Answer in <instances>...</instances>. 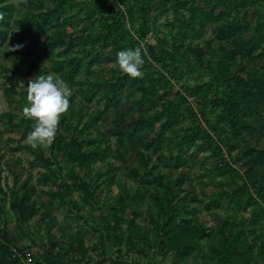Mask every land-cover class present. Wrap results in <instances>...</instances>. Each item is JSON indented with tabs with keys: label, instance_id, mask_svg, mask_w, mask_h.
<instances>
[{
	"label": "rangeland",
	"instance_id": "obj_1",
	"mask_svg": "<svg viewBox=\"0 0 264 264\" xmlns=\"http://www.w3.org/2000/svg\"><path fill=\"white\" fill-rule=\"evenodd\" d=\"M75 1L80 5L67 7L68 20L52 24L45 35L31 38L33 32L29 33L25 27L11 29L0 46V189L5 194V201H0V236L6 234L11 246L25 248L36 259H52L58 264H217V259L212 255L216 249H220L221 244L214 234L201 242L195 236L191 238L197 248L186 257L174 252L163 256L158 252L155 234L165 214L159 210L156 199L166 203V185H172L174 180L179 179L183 183L182 189L197 198L195 207L200 213L194 222L201 221L204 227L215 230L224 225L231 215L233 218L230 221L238 229L239 222L249 217V213L243 210L233 214L225 209L226 203L210 209L206 204L217 193L231 192L236 188L230 176L217 174L215 165L223 164L222 157L233 168H239L247 161L243 149L264 147V102L249 106L246 110L240 108L237 112L238 121L232 128L218 117L222 108L214 107L211 101L222 97L233 85L229 78L234 71L242 73L247 79L264 77V0H222L215 11L223 12L224 20L212 22L201 36L177 39L176 45L180 47L177 52L172 47L177 31L176 20L183 17L186 20L188 12L181 6L176 7V0H128L132 5V20L135 24L125 17L124 30L111 43L112 50L104 49L101 42L89 41L101 29L100 7L95 6V0ZM101 1L111 9L107 14L108 22L112 21V15L123 12L119 0ZM186 1L189 5L193 0ZM5 4L12 17L19 19L28 14L46 12L54 7L55 2L21 0L17 5L15 0H6ZM83 5L92 7L89 16L84 12ZM141 10L145 12L149 31L144 41L136 46L133 40H137V30L143 18ZM242 16H245L246 21L241 20ZM232 19L243 25L240 33L231 39L219 37L216 28L222 21L231 22ZM74 30L83 31V39L79 46L69 52L64 53L62 42L54 49L48 44L51 38ZM256 41L260 42L259 45L253 46ZM7 44L9 47L17 44L22 47L5 52ZM147 45L154 47L155 56L159 54V47L167 49L171 55L159 57L161 60L157 64ZM232 46L235 49L251 48L252 52L244 58L233 59L225 77L216 79L214 75L218 70L215 64L220 61L223 51ZM136 47L142 48V57L146 59L141 69L143 78L139 79L143 81L150 74L165 76L160 78L157 96L144 106L147 116L157 115L165 100H176V90L182 94L187 87L204 88L209 83L205 91L196 92L188 98L190 105L182 109L181 119L170 130L164 131V142L154 153L140 150V143L136 139L123 137L118 140L109 133L113 121L137 111L139 97L136 86L126 85L119 103L111 105L103 98L101 88H96L94 92L95 88L88 85L95 79H109L111 71H119L113 67L117 52ZM85 51H89L88 59L94 61L90 69H81L70 80L62 78L73 94L69 98V109L61 117L56 133L60 145L55 149L52 145L37 149L25 145L23 141L32 130L34 121L22 119L20 108L27 106V100L20 97L22 88L19 82L23 81L26 87L28 81L38 75L54 73L60 77L61 61L77 54L83 56ZM197 51L200 52L198 56ZM23 91L26 92L25 89ZM8 99L12 100L11 105ZM11 110L16 113V118L12 120L7 115ZM190 110L193 115H190ZM201 113L207 117L208 123H204ZM83 125L87 126L85 133L81 130ZM154 125L155 130L159 131L160 120ZM195 125L209 131L211 125L224 127V131L220 132V136L210 131L213 139L198 140L190 148L179 151L176 136L172 132L177 128ZM71 138L83 143L81 151H89L99 145L110 148V156L84 168L76 167L64 156V149L70 145ZM220 138L227 140L222 143ZM92 141L94 144H91ZM39 152L53 158L49 167L36 160ZM142 154L146 167L140 164ZM135 171L139 177L148 175L149 183L139 184ZM256 172L262 174V171ZM71 173L90 186L91 198H86L77 187ZM152 175L160 176V181L151 179ZM23 180L38 189L33 202L41 211L43 208L40 207L49 200L51 191H56L64 183L69 184V197L64 201H51L54 220L38 219L36 215L28 223L19 221L17 214L10 208V202L20 193L19 187ZM260 181L264 182V174ZM172 191L174 195L183 194L177 192L176 187ZM3 196L0 194V200ZM70 201L74 205L71 206ZM132 213L133 231L128 224ZM254 230L252 233L250 228L246 229L244 235L253 238L256 247L245 254L239 264H264V225L259 224ZM196 231L194 225L188 229V235H195ZM73 236L83 241L84 250L70 240Z\"/></svg>",
	"mask_w": 264,
	"mask_h": 264
},
{
	"label": "trees",
	"instance_id": "obj_2",
	"mask_svg": "<svg viewBox=\"0 0 264 264\" xmlns=\"http://www.w3.org/2000/svg\"><path fill=\"white\" fill-rule=\"evenodd\" d=\"M123 5V12H118L116 15L111 16V22H108L107 18L110 13V7L105 6L104 2L101 0H95V6L100 7L101 14L99 18L101 20L100 33L96 37L89 38L91 43L101 42L104 49L112 50L111 43L122 35V31L125 27V17H127L132 24L135 22L132 20L133 12L128 0H119ZM6 0H0V46L4 44L8 31L11 29H23L27 30L29 33L33 32L31 38H39L45 35L53 24H57L60 21H67V7L73 6L75 4L80 5L78 1L75 0H54V7L46 12H38L26 15L24 18L15 19L9 13L8 5L5 4ZM222 0H196L187 4V1L176 0V7H183L184 10L188 12V17L186 20L183 18L177 19V31L174 37L175 43L173 44V51L177 52L179 46L176 45L177 39L181 40L184 37L201 36L207 29V27L216 20H224L223 12L215 11V7ZM84 6V5H83ZM84 12L87 16L91 13V8L84 6ZM142 11V10H141ZM145 12L142 11V21L139 23L137 30V40H133L134 45L139 46L141 41H144L146 34L149 31V23L145 18ZM241 20L246 21L245 16H242ZM188 23V24H187ZM241 24H238L237 20L232 19L231 22L222 21L221 24L216 28V33L219 37L232 38L237 36L242 29ZM83 31L74 30L67 34H63L59 37L51 38L49 45L53 49L62 42L64 46V53L69 52L72 48L79 46V43L83 39ZM89 42V43H90ZM259 41L254 42L253 46L259 45ZM148 51L153 55L154 47L152 45H147ZM159 54L157 56L153 55V61L157 64L160 63L159 57L170 56L171 54L167 49L159 47ZM252 49L239 48L235 49L227 48L223 51L222 56L219 58L220 61L215 64L217 67V73L214 77L217 79L220 76H224L229 70V64L236 57L244 58L250 55ZM200 52L197 51V56ZM81 54V53H79ZM89 51H85L82 55H74L67 58L65 61H61L60 64V77L70 80L74 78L81 69L88 70L93 59H88ZM163 60V59H162ZM146 61V59H144ZM160 78H165V76L160 74V77H155L150 74L143 81L139 78L132 79L127 75L121 74L118 70L111 71V77L109 79H95L89 82V86L92 89L101 88L102 96L110 104L117 105L121 100V95L124 92V87L126 85H135L136 93L138 94V109L135 112L128 113L127 115L121 116L113 121L109 133L120 140L123 137H128L129 139H136L140 143V150L147 152L152 151L157 152L160 146L163 144L164 140L162 135L164 131L170 130L173 124H176L181 119L182 109L186 105H190L188 100L196 92L205 91L209 83H206L204 88L198 86L189 89L187 87L185 92L179 93L176 90L175 94L177 96L176 100H165L161 104V111L157 115H146L144 106L152 102L157 96L160 87ZM167 79V78H166ZM230 84L233 85L228 91L222 94L223 96L212 100L211 103L214 107H221L222 110L218 115L219 118L224 120L229 127L236 126L238 121L237 112L240 108L246 110L247 107L256 105L258 103L264 102V77L258 79H247L242 76V73L234 71L231 78H229ZM10 91V90H9ZM26 92H20L21 98H26ZM9 100V104H12V100ZM71 99H69L70 101ZM25 107V105L23 106ZM22 108L20 111L22 112ZM190 115L194 113L190 110ZM10 120L16 118V113L13 110L7 113ZM201 118L204 123H208L207 117L204 113H201ZM23 119V117H22ZM162 119V120H161ZM62 119H60L61 121ZM160 120L161 128L159 131L155 130V123ZM82 133H85L87 126H82ZM210 131L217 136H220L224 127L217 128L213 125L210 126ZM207 129H202L201 126H188L184 128H177L176 131L172 133L176 136V146L177 149H188L193 146L196 141H206L207 139H213V135ZM178 135H180L178 137ZM226 138H220L222 143H225ZM61 143L60 138L56 137L52 148L55 149ZM94 144V141L91 142ZM83 143L78 141L76 138L70 139V145L66 146L64 149V156L68 162L76 167L84 168L97 161H104L110 156L108 147L94 146L91 150H83ZM243 155L247 157V161L243 166L239 168H233L230 163H227L222 157L223 164H216L215 169L218 175L230 176V180L236 184V188L231 192H219L216 194L215 198L207 201L206 207L216 208L223 206L226 203L225 209L230 210L235 214L239 211H247L249 217L242 219L239 224L240 227L235 228L234 224L231 223L233 216H228L224 225L217 227L215 230L206 228L202 225V222H194L197 214L200 213L195 207L196 196L186 190L182 189V182L179 179L174 180L172 185H166L165 194L167 196V202L164 203L162 200H157V205L159 210L164 211L165 217L159 224L158 232L155 234L157 239L158 252L165 256L168 253L174 252L176 254H181L182 257H186L192 251L196 250L197 246L193 243L192 239L196 238L198 242L208 239L212 234L219 238L220 249H216L213 252L212 257L216 258L217 264H239V260L244 257L245 254L252 251L256 247V242L253 238L246 237L245 230L251 229L252 233L255 232V228L259 224L264 225V182L260 181L264 174V147L262 149L248 147L242 150ZM39 163H43L49 167L51 165L53 158L44 156L41 152L36 157ZM140 164L143 167L147 166L144 160V154H142ZM52 171V169H49ZM262 171L260 172L256 171ZM137 177L139 184L149 183L147 178L148 175H142L139 177L137 171L134 172ZM71 178L73 182L77 184V187L82 191L86 198H91L88 184H84L79 180V177L75 173H71ZM151 179L160 181V176L152 175ZM240 180V182H239ZM177 188V192L181 191L183 194L179 196L178 194H173V188ZM70 186L67 183L59 186L56 191H51L49 193V200L45 202L40 208L33 202V199L38 195V189L36 186L30 184L27 180H23L20 184V193L12 198L10 202V208L17 214L19 221L28 223L31 218L38 216V219H48L49 221L54 220V214L51 209V201L59 200L64 201L67 197L71 195ZM0 194L4 195L0 200L4 202L5 194L0 189ZM177 197V198H176ZM170 199V201H169ZM71 206L74 205L73 201ZM128 224L131 230H134V213L128 219ZM196 225L197 231L195 235H188V229ZM2 240V245H0V264H20V257L12 250L13 248L17 251H27L25 248L11 246L6 238V234L0 236ZM71 241L76 242L78 247L84 250L83 241L77 237H71ZM32 260L35 264L37 263H49L58 264V262L49 260L36 259L33 254Z\"/></svg>",
	"mask_w": 264,
	"mask_h": 264
},
{
	"label": "clouds",
	"instance_id": "obj_3",
	"mask_svg": "<svg viewBox=\"0 0 264 264\" xmlns=\"http://www.w3.org/2000/svg\"><path fill=\"white\" fill-rule=\"evenodd\" d=\"M17 5L21 0H15ZM3 17L0 16V19ZM22 45L9 47L5 52L16 51ZM144 64L142 48H128L117 52L113 67L119 69L121 74L132 79L143 78L141 71ZM19 87L25 89L27 106L23 107V118L32 120V130L24 139V144L32 149L50 147L56 137L61 117L67 113L72 96L68 84L54 73L38 75L28 81L27 86L23 81Z\"/></svg>",
	"mask_w": 264,
	"mask_h": 264
},
{
	"label": "built area",
	"instance_id": "obj_4",
	"mask_svg": "<svg viewBox=\"0 0 264 264\" xmlns=\"http://www.w3.org/2000/svg\"><path fill=\"white\" fill-rule=\"evenodd\" d=\"M19 257H20V264H35L32 260V255L28 251H17L16 249H12ZM37 264H53L52 262L49 263H37Z\"/></svg>",
	"mask_w": 264,
	"mask_h": 264
}]
</instances>
